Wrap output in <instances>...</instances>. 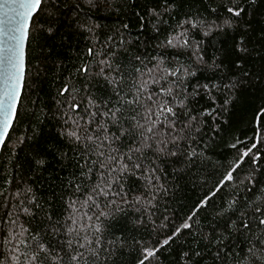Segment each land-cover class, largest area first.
<instances>
[{"label":"snow or ice","instance_id":"6c2138e0","mask_svg":"<svg viewBox=\"0 0 264 264\" xmlns=\"http://www.w3.org/2000/svg\"><path fill=\"white\" fill-rule=\"evenodd\" d=\"M98 2L73 6L72 32L84 43L72 49L55 109L42 115L24 103L29 47L41 33L58 35L60 5L0 0V163L16 141L15 174L0 175V264H164L173 250L174 264H264V63L259 74L245 63L264 0H199L203 12L184 11L186 0H150L132 14L135 36L130 22H92L81 3ZM237 33L229 61L216 45ZM41 60L63 67L43 47ZM253 88L259 102L245 95ZM247 104V130L236 135L233 115ZM45 121L54 122L51 159L33 151L21 161L17 148L38 142ZM220 143L229 157L213 161ZM43 172L47 196L34 182ZM186 184L206 190L179 215L170 209Z\"/></svg>","mask_w":264,"mask_h":264},{"label":"trees","instance_id":"16d2710c","mask_svg":"<svg viewBox=\"0 0 264 264\" xmlns=\"http://www.w3.org/2000/svg\"><path fill=\"white\" fill-rule=\"evenodd\" d=\"M47 2V0H46ZM60 5V14L58 20L55 24L58 35L55 38H50L46 34L41 33L38 39L31 43L29 47L28 63L30 69V78L28 81V87L25 92L24 103L29 108L35 107L37 112L47 113L49 109H55L56 101V90L61 83L63 76L67 75L68 71L71 70L72 60L71 52L72 49L77 47H82L84 41L78 35H73L72 25L73 17L76 15L73 6L80 2V0H57ZM150 4V0H99L98 6L89 9L86 5L81 3V7L84 11L89 12L91 17H93L94 23L101 26L102 29H113L119 28L121 21L130 22L133 29V36H135V18L133 17V12H138L143 14V7ZM196 12L197 10L203 12L204 5H202L199 0H186L184 3V11ZM207 13H205L206 15ZM182 16L176 15V19H181ZM251 19V16L248 17ZM261 28H264V15L259 12L255 16L253 21V27L249 30L247 43L250 48H255L256 51L251 53V55L245 61L250 72L259 74L261 71L262 63H264V40L261 39L262 33ZM63 38V39H62ZM239 39V33L235 35H228L220 38V42L216 45V48L223 47L227 50L228 59L237 58L236 52L233 50V45ZM62 45H70V47H62ZM208 51V55H212L216 52V48L205 45ZM44 48L45 53L53 54V59H55L56 54L63 59V67L61 70H57L53 67L52 60L42 61L41 60V48ZM39 64V70L36 71V66ZM261 83H264L262 81ZM247 99L251 102H259V97L261 92L258 88H253L245 93ZM33 101L35 104L33 105ZM251 116V104L241 105L238 107L233 115L232 119V132L236 135H241L246 128V121ZM26 119L24 121L26 125ZM44 128V136L38 142H29L27 147H24L23 152L17 148V153L19 154L20 160L23 161L25 156L33 153V151L48 153V149L52 147L53 137L49 136L48 133L53 129L54 122L45 121V124L41 126ZM251 135V133H248ZM16 141L15 136L11 143L7 144L9 151L4 152L2 156V163H0V175L15 174L14 165L16 163L15 158L11 154V149L14 147ZM229 157V149L220 143L216 146L214 153L212 154L213 161H225ZM48 159H51V154L48 153ZM55 169L59 171V166L55 161H52L50 165V170ZM208 171L211 173L213 171L218 174L222 172L221 169L209 168ZM62 175L65 173H61ZM35 175V187L38 190V195H49L51 188L49 187L50 179L49 172L37 173ZM11 178V176H9ZM219 178V175L210 177L208 186ZM206 189L196 187L194 188L191 184H186L183 186V191L178 194L177 200L173 202L170 211L183 215L187 211V206H191L192 202L201 195ZM7 195V193H5ZM218 203L220 201H217ZM58 210V205L57 209ZM124 230V224L121 221H117L114 224V231L119 234ZM240 247H244L246 251V245L238 246L236 251H240ZM163 252V250H161ZM175 250L169 253H164L162 259L164 264H174ZM2 258V257H0ZM123 261L124 258H121ZM126 264V262H125ZM211 264V262H207Z\"/></svg>","mask_w":264,"mask_h":264}]
</instances>
